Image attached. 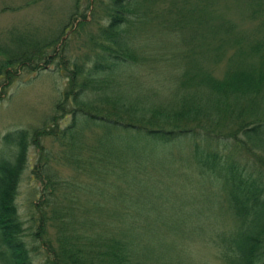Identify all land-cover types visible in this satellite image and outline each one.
<instances>
[{
  "label": "trees",
  "instance_id": "obj_1",
  "mask_svg": "<svg viewBox=\"0 0 264 264\" xmlns=\"http://www.w3.org/2000/svg\"><path fill=\"white\" fill-rule=\"evenodd\" d=\"M77 8L51 40L27 48L16 40L22 46L11 45L15 51L0 62L5 77L14 68H45L54 58L56 67L73 71L65 92L72 106L66 110L60 101L55 107L67 117L63 127L54 115L48 126L1 137L0 264H33L29 242L43 249L46 264H179L188 233L208 237L223 264H264V0H108L112 17L91 37V53L71 65L54 48L66 44L69 36L59 37L71 22L79 19L73 32L85 21ZM244 21L250 26L240 28ZM150 26L177 34L191 28L167 59L176 64L168 74L172 92L146 93L126 76L129 83L114 94L103 83L102 105L79 100L95 87L97 73L156 59L138 53L149 42L139 32ZM216 64L220 76L209 67ZM87 123L102 130L91 147L78 137V124ZM47 137L60 152L42 143ZM27 146L35 150L29 174L39 191L28 218L34 227L25 232L15 196ZM55 164L68 165L72 174L60 175ZM83 174L87 181H80ZM177 178L196 187L189 199L196 194L192 201L215 205L210 225L207 207L204 214H174L185 205L168 190ZM144 195L146 205L159 204L169 218L143 214Z\"/></svg>",
  "mask_w": 264,
  "mask_h": 264
},
{
  "label": "rangeland",
  "instance_id": "obj_2",
  "mask_svg": "<svg viewBox=\"0 0 264 264\" xmlns=\"http://www.w3.org/2000/svg\"><path fill=\"white\" fill-rule=\"evenodd\" d=\"M75 3L78 5L77 10L79 13L85 15V21L78 25L73 32L71 29L74 28V25L79 19L71 22V26L67 27L59 37L60 39L68 35L69 38L66 44H64V47L59 48V41L54 49L60 50L62 48L61 51L63 50L65 52V56H67V58L70 57L67 62L71 63V65V59L75 57L81 59L85 53L90 54L91 48L93 47V40L91 37L96 34L98 28L102 26L103 23L106 24L108 19V0H0V62H3L9 55V53L7 55L5 54L7 50L9 52L15 51L12 47H21L23 43L26 48L33 47L42 44L41 42L44 40H51L53 29L58 24H62L66 21L68 22V14L73 12ZM227 5L231 6V3L227 1ZM215 8L217 10V7ZM230 12H232L233 15L235 14L234 11ZM249 24V21L240 22V28L249 27ZM185 28L186 31H181L180 34L153 29L152 26L146 28L145 32L140 31L139 34H141V37L145 38L146 36V40L148 39L149 42H147V47H143L144 52L138 50V53L142 55L151 54V57H156V59L141 67L134 66L137 64H133L132 66H125L124 69L121 68L120 70L118 67L113 70V73H97V81L93 83L95 87L90 88L79 100L83 101L84 104L86 102L87 104L95 102L102 105L99 95H103L100 94V92L105 89L103 88V83L106 82L107 85H110L111 87L108 88V92L110 91L111 94H114L113 92H117L125 82L129 83L125 80L127 79L125 78L126 76L128 78L130 77L129 79L131 80L136 79V81H132L131 84L139 86L138 89L146 93L151 92L152 95H160L172 92L174 83H168V74L176 64H170L167 59H170L171 54L174 53L172 50L173 46H175V41L180 40L183 36L187 37V33H191L190 27ZM16 40L25 42L20 45L16 43ZM52 47H54V45L46 47V52L50 53ZM57 62L58 60L54 58L42 69L30 70L27 67L11 68L12 77L0 75V152L4 150L1 137L8 131L23 128L32 130L33 128L48 126L50 123L49 120L54 115L56 121H58L57 124L59 127H63L67 122V117L63 118L64 116H62L60 112L56 113L55 107L60 101L64 102L66 110L72 106L70 100H67L69 94L65 92L67 91L69 83V75L73 71L69 65L66 68H63L61 64H59L61 68L56 67ZM78 62L79 61H77V63ZM87 64V66L90 67L91 63ZM209 67L215 75H221V64L210 65ZM172 73H175L174 69ZM112 96L114 97L116 95ZM77 129L78 137L84 138L85 143L89 147L92 146V136L99 135L102 132L101 127L99 128L93 124L89 125V123L78 124ZM41 141L51 151L56 152L58 150V152H60V147L51 138L47 137ZM26 151L27 161L17 186L15 205L19 218L25 227V232H28L34 227L32 223L28 221V218L32 210V201H35L38 197L39 185L29 174L30 168L35 160V150L31 146H27ZM175 152L178 154L177 151ZM181 153L179 157H181ZM82 154L87 153L83 152ZM177 164L178 161H176V165ZM55 165L59 169L60 175L62 173L72 174V169L68 165ZM75 175L76 174H74V176ZM80 181H87L86 174H83ZM153 181L154 180H150L148 182ZM178 181L180 182L178 178L177 180H173L168 186V190L173 197L179 198L185 205L184 208L183 206L182 208H180L181 206L176 208V204H174L173 208L175 207L174 210L177 211L174 212V214H183V212L186 214H190L191 212H193V214H204L203 212L205 209L202 208L207 207V203L203 201H197V203L192 201L196 196L192 191L193 195L191 199L188 198L189 191L195 190L196 187H192V184L189 183L179 185ZM90 184L92 185L93 182L91 181ZM162 187L164 188H160V190L166 192L165 186ZM182 192H184V195ZM176 193H178V195ZM161 194L165 197L163 193ZM145 196L146 195L143 196L141 204L147 207L148 212L145 211L143 214L147 216L163 214L164 217L169 218V216H167L169 211L160 210L158 208L160 207L159 204L153 203L149 206L146 205L143 201ZM172 196L169 202L174 201ZM190 201H192L193 204L189 203ZM118 202L119 201L114 204ZM207 208L208 210L205 211H207L208 219L210 218L207 225H210L211 218L213 216L215 218L217 212L215 205L208 206ZM141 209L145 210L144 208ZM185 209L187 210L185 211ZM179 210L183 211L179 212ZM167 231H170V229ZM184 242L186 245L182 248V253L185 255V258H181L179 264H223L217 257L208 237L206 238V236H204V239L203 237L200 239L188 233L186 241H183L182 244H184ZM34 245H36V242L28 243V249L33 264H46L45 256L42 253L43 249ZM33 247L35 250H33ZM155 255L157 257V254Z\"/></svg>",
  "mask_w": 264,
  "mask_h": 264
},
{
  "label": "bare ground",
  "instance_id": "obj_3",
  "mask_svg": "<svg viewBox=\"0 0 264 264\" xmlns=\"http://www.w3.org/2000/svg\"><path fill=\"white\" fill-rule=\"evenodd\" d=\"M112 13L114 12V11H111ZM115 13V12H114ZM119 13V12H118ZM115 14H117V13H115ZM119 15H121V14H119ZM110 16V15H109ZM115 15H113V17H114ZM110 17H112V15L110 16ZM116 17H117V15H116ZM118 18V17H117ZM107 19V18H106ZM110 19V18H109ZM120 19V18H119ZM121 20V19H120ZM110 21V20H109ZM107 22H108V19H107V21H106V24H107ZM106 24L105 23H103V25H105L106 26ZM102 27V26H101ZM54 107V106H53ZM32 147V146H31ZM38 210V209H37ZM36 210V211H37ZM40 210V209H39ZM38 218V217H37ZM31 219V218H30ZM33 219V218H32ZM40 219V218H39ZM36 220V219H35ZM34 220V221H35ZM33 223V222H32ZM11 224V223H10ZM41 224V223H40ZM7 225V224H6ZM14 226V225H13ZM13 226H12V224H11V228H13Z\"/></svg>",
  "mask_w": 264,
  "mask_h": 264
}]
</instances>
